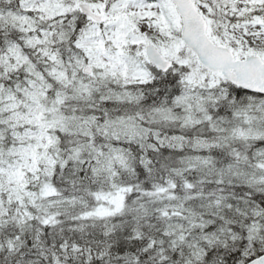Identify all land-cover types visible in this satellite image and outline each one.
Instances as JSON below:
<instances>
[{
	"label": "snow or ice",
	"instance_id": "1",
	"mask_svg": "<svg viewBox=\"0 0 264 264\" xmlns=\"http://www.w3.org/2000/svg\"><path fill=\"white\" fill-rule=\"evenodd\" d=\"M0 264H264V0H0Z\"/></svg>",
	"mask_w": 264,
	"mask_h": 264
}]
</instances>
